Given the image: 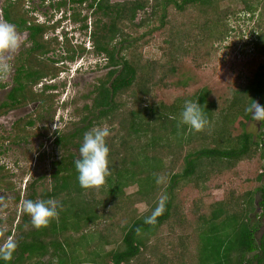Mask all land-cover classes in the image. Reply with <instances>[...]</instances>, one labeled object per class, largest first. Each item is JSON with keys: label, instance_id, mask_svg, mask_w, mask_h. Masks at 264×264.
<instances>
[{"label": "trees", "instance_id": "1", "mask_svg": "<svg viewBox=\"0 0 264 264\" xmlns=\"http://www.w3.org/2000/svg\"><path fill=\"white\" fill-rule=\"evenodd\" d=\"M23 1L8 0L2 10L5 21L14 24L20 32H28L31 45L19 59V64L12 77V87L7 92L6 100L0 102V115L23 106L29 101H39V110L50 105L52 97L55 96L53 93L55 85L45 84L41 92L37 93H34L32 88L44 79L53 78L64 70L63 58H74L70 53L76 49L68 40L60 41L58 37L47 38V32L55 30V26L36 22L32 17L29 18L22 10ZM78 1L84 2V0ZM217 1L124 0L111 2V0H92L89 6L94 7L95 12H101L102 17L109 20L108 22H102V19L95 21L98 31L95 30L92 33L93 51L106 56V66L109 71L106 77L94 87L91 104L84 105L86 114L80 121L81 126L69 135L56 133L54 141L64 154L52 161L54 173L51 176V190L41 199L51 198L60 203L58 217L51 220L46 227L36 229L32 226L30 217L24 216L17 228L22 229L24 224L27 230L23 233V237L15 241L17 248L12 260L8 262L0 260V264H40L49 253L53 255L56 262L49 261L48 264H139L141 253L149 244L163 246L160 241L159 228L169 222L181 223L185 220L180 206L174 200L175 190L180 181L182 183L194 182L198 185L201 180L204 181L207 178L206 173H210V170L203 171L205 162L218 163V166L226 164L232 167L243 159L252 158L258 151L263 158L262 172L257 176L260 185L254 191L243 193V197L230 194L228 199L218 201L208 214L199 215L200 224L197 226V239L194 244L195 262L192 264H264V122H260V131L257 134H252L245 129L246 122L251 119V115L245 111L246 107L252 103V100L264 106V60L251 82L244 89L235 92L229 110L219 116L216 125L212 126L215 114L214 105L207 102V91L202 90L190 99H198L204 107L208 120L206 126L211 131L207 135L202 136L201 134L204 138L200 140L201 146L184 154L182 171L174 173L172 168L180 160L182 151L178 149L170 151L171 156H163L161 152L168 150L167 147L172 148L175 144L176 146L183 145L184 134L187 130L193 133V130L184 125L180 132L178 119L182 109L180 110L177 105L167 107L162 105L160 109L159 106L150 105L144 100L151 92L152 69L150 70V65L152 63L143 61V56L128 55L130 51L127 52V49L130 45H125L132 43V41L128 42L129 39L125 34L127 27L133 26L138 12H145L147 8H150V14L154 17L147 15L138 27L148 24L146 34H150L155 28L165 26L167 22L169 32L165 42L172 50H175L183 44L179 36H187V33L182 34L183 31L172 24L175 21H169V8L175 7L183 11L188 6L200 4L203 6L199 9L202 12L201 15L206 18L210 9L216 10ZM243 3L245 4L243 11L249 14V19H252L258 11L255 4L259 5L261 0H255V4L254 1L243 0ZM261 4H263L262 8L258 11V19L254 24V28L260 33L258 32L256 37L254 36L244 44L246 48L254 46L253 49L264 57V1ZM218 13L216 10L217 16L215 17L219 23L216 33L215 29L213 31L210 26H206V23L212 22L211 19H207L200 28L202 31L208 29L209 36L212 35L213 38L220 40L231 32V28L224 20L225 15L222 19L218 17ZM152 23H158L157 27L151 26ZM59 49L61 57L55 59L47 56L50 52L55 53ZM81 49L83 50L84 47ZM141 64L147 67V72H141L139 66ZM174 69L171 67V72ZM137 86L138 92H133L134 87ZM46 91L52 93H45ZM123 95L127 97L120 102ZM119 104L125 107L128 115L120 117L119 127L113 132L115 134L107 138L111 171L105 180L107 188L103 189L105 183L102 188V191L106 190V197L102 203L106 205L118 196L126 202L127 212L122 216L112 209L115 207L109 209L110 214L119 220L114 219L117 222L112 220L109 230L107 231L106 227V232H101L96 237L97 234L87 233L85 228L90 225L91 228L97 222L100 223L102 216L94 209L95 207L90 205L92 200L90 202L76 201V195L82 194L86 189L81 188L77 180L78 174L74 162L80 157L72 154L69 148L72 146L79 150L87 131L105 120L111 122L119 118L121 112ZM34 123L35 120L31 118L21 119L16 122L15 129L20 133H26L27 127H31ZM236 124L240 125L243 131L232 137L228 131ZM205 137L206 139L207 137L212 138L213 147H209ZM65 152L69 154L65 155ZM4 170L5 168L0 166V186L3 183L9 186L2 179ZM168 176V183L165 186L164 178ZM134 184H137L136 191L127 194L124 189ZM255 193L259 195L257 201L254 197ZM170 194L173 196L171 197ZM161 195L167 196L164 212L156 218L154 224H148L145 220L157 208ZM30 199L34 201L33 196ZM98 202L101 203V199H98ZM135 202L147 204L148 209L143 213H138L135 211L137 210ZM87 206H89L88 212L86 211ZM129 211L136 212L137 215L132 216V213L128 217ZM251 214L256 216V221L252 222ZM126 215L130 218L127 222L128 227L123 223V217ZM133 217L134 220H132ZM115 224L123 225L124 231L120 233ZM261 229L258 235V230ZM74 234H79V236L76 237ZM90 235H92L91 238H89ZM121 235L123 237L120 241ZM108 244L116 246L106 250ZM168 260V264L175 262L172 259ZM164 261L160 260L159 264H165Z\"/></svg>", "mask_w": 264, "mask_h": 264}, {"label": "rangeland", "instance_id": "2", "mask_svg": "<svg viewBox=\"0 0 264 264\" xmlns=\"http://www.w3.org/2000/svg\"><path fill=\"white\" fill-rule=\"evenodd\" d=\"M6 1L8 0H0V21H5L2 10ZM115 1L124 0H111V2ZM250 1H254L255 4V0ZM263 1L261 0V3ZM91 2L92 0H84V2L78 0H24L22 2V10L29 18L32 17L36 22L55 26V30L47 32V38L58 37L60 41L68 40L76 49L70 53L74 58H63L64 70L53 78L44 79L32 88L33 92L37 93L41 92L45 84L55 85V90H53L55 96L52 97L50 105L39 110V101H29L23 106L0 115V166L5 168L2 179L9 184L7 186L3 183L0 186V246L10 239L16 241L17 238L23 237L27 227L23 224L22 229L17 228L22 223L23 217L26 216L21 213L20 205L31 196L34 201L46 196L52 185L51 176L54 173L52 161L59 159L64 154L54 141L56 133L69 135L78 126H81L80 121L86 114L84 105L91 104L94 87L106 77L109 71L106 66V56L93 51L92 39V33L95 30L98 31L95 21L102 19V22H108L109 20L102 17L101 12H95L94 7L89 6ZM261 3L255 4L258 11L262 8L263 4ZM215 6L219 12L218 17L223 19V15H225L224 20L231 28V32L220 40L213 38L212 35L209 36L208 29L202 31L200 28L207 19H211L212 22L206 23V26H210L213 31L215 29V33L216 27H219L215 17L217 16L216 10L210 9V13L205 18L199 10L203 7L200 4L188 6L183 11H179L175 7L169 8V21H175L172 24L178 26L183 31L182 34L187 33V36H179L183 44L175 50H172L165 42L169 32L167 22L165 26L155 28L150 34H146L148 24L138 27L142 19L151 13L150 8H147L145 12H138L133 26L127 27L125 30L128 42L132 41L131 44H125L130 45L127 49V52L130 51L128 55L143 56V61L152 63L150 65V70L152 69L151 92L144 100L150 105L159 106L160 109L162 105L166 107L177 105L180 110H183L186 100H190L196 93L205 90L207 91V102L214 105L215 114L212 126L216 125V121L219 120L222 113L229 110L235 92L244 89L251 82L256 71L259 70V65L264 60L263 55L253 49L254 46L246 48L244 44L248 39L256 37L258 32L260 33L254 28L258 19V11L255 12L252 20L243 11L245 6L243 0H218ZM151 17L153 18L154 15ZM157 24L152 23L151 26L157 27ZM254 29L255 32H253ZM17 32L21 36L23 44L16 53L12 54L10 61L12 68L7 78H0V102L6 100L7 92L12 87V77L19 64V59L31 45L27 31L17 30ZM80 46L84 49L82 50ZM60 53L59 49L55 53L50 52L47 56L57 59L61 57ZM139 66L141 72H147L145 65ZM171 67L175 68L173 72L170 70ZM137 90L138 86L134 87L133 92H138ZM45 93L52 92L46 91ZM126 97L123 95L122 100L119 101L123 102ZM119 105L121 110L119 118L112 120V123L105 120L100 124L108 126L111 135L115 134L113 132L118 129L120 117L128 115L125 107ZM242 105L244 104L242 103ZM132 107L134 108V106ZM29 118L35 120L34 125L28 126L26 133L18 132L15 129L16 122ZM183 126L179 116L180 132H182ZM207 127L200 132L193 131L192 133L187 130L184 134L183 145L176 146L175 144L172 148L167 147L168 153L166 150L161 152L163 156H171L170 151L177 149L182 151L180 160L172 168L174 173L182 171L184 166L182 156L201 146L200 140L204 139L203 134L207 135L211 131ZM245 129L252 134H257L260 131V122L251 117L246 122ZM242 131L243 128L236 124L229 129L228 134L235 137ZM207 138L205 137L206 143L209 147H213L212 138ZM186 139L191 140L187 141ZM69 150L72 151V154L80 157L78 149L70 146ZM67 154L69 153L65 152V155ZM225 165L218 166V163L205 162L203 171L210 170V173H206L207 178L204 181L201 180L198 185L194 182L182 183V181L177 184L179 186L175 190L174 200L180 206L185 220L181 223L169 222L159 228L158 232L163 246L149 244L141 253L139 264H159L160 260H165V264H168V259L175 260L174 264L195 262L194 244L197 239V226L200 224L199 215L208 214L218 201L228 199L230 194L243 197V193L254 191L260 185L257 176L262 172L263 158L259 151L252 158L243 159L232 167ZM168 179L169 176L164 178L165 186ZM103 185L98 188L86 189L82 194L76 195V201L87 200L90 202L92 200L90 205L95 207L94 209L102 216L100 223L97 222L91 228V225L85 228L87 233L97 234L96 237L101 232H106V227L107 231L109 230L112 220L118 219L110 214L109 209L115 207L112 209L122 216L127 212L126 202L118 196L106 205L102 203L106 197V190L102 191ZM106 185L105 183L103 189L107 188ZM136 189L137 184H134L126 187L124 191L131 194ZM170 196L173 195L170 194ZM254 197L256 201L259 200L258 194L255 193ZM98 199H101V203L98 202ZM134 205L137 208L135 211L138 213H143L148 209L147 204L142 202H135ZM86 211H89V206L86 207ZM132 213L129 211L128 217ZM134 214L137 215L134 212L132 216ZM128 217L127 215L123 217V223L126 226L130 220ZM251 218L252 222L257 220L254 215ZM115 227L120 233L125 229L123 225L115 224ZM261 231L262 229L258 230V235ZM79 234L74 235L78 237ZM122 237L123 235L120 236V241ZM115 246L108 244L106 250ZM49 261L56 262L50 253L41 260L40 264H48Z\"/></svg>", "mask_w": 264, "mask_h": 264}, {"label": "clouds", "instance_id": "3", "mask_svg": "<svg viewBox=\"0 0 264 264\" xmlns=\"http://www.w3.org/2000/svg\"><path fill=\"white\" fill-rule=\"evenodd\" d=\"M22 44L23 40L17 32L16 26L8 21H0V78H7L11 72L12 54L16 53ZM245 111L255 121L264 122V106L258 102L252 100ZM180 123L196 132L204 130L208 120L204 107L198 102V99L184 102ZM110 135V128L106 125L95 126L84 134L79 147L80 158L74 162L78 174L77 180L81 188H98L105 183L106 177L110 174V149L107 145V138ZM166 201V195L160 198L153 214L146 218V223L154 224L156 222V218L164 212ZM60 207V203L51 198L37 201L26 199L21 203L20 210L22 214L30 217L33 227L40 229L58 217ZM16 248L15 240L6 241L0 246V260L11 261Z\"/></svg>", "mask_w": 264, "mask_h": 264}]
</instances>
